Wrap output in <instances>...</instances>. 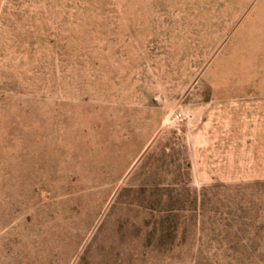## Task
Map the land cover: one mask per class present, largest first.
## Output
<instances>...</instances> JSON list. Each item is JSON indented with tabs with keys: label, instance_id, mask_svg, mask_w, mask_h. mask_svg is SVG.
Masks as SVG:
<instances>
[{
	"label": "rangeland",
	"instance_id": "obj_1",
	"mask_svg": "<svg viewBox=\"0 0 264 264\" xmlns=\"http://www.w3.org/2000/svg\"><path fill=\"white\" fill-rule=\"evenodd\" d=\"M0 264H264V0H0Z\"/></svg>",
	"mask_w": 264,
	"mask_h": 264
}]
</instances>
